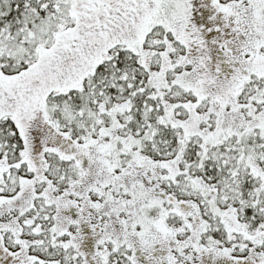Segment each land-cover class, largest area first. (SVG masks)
Listing matches in <instances>:
<instances>
[{
	"label": "snow or ice",
	"instance_id": "1",
	"mask_svg": "<svg viewBox=\"0 0 264 264\" xmlns=\"http://www.w3.org/2000/svg\"><path fill=\"white\" fill-rule=\"evenodd\" d=\"M0 264H264V0H0Z\"/></svg>",
	"mask_w": 264,
	"mask_h": 264
}]
</instances>
